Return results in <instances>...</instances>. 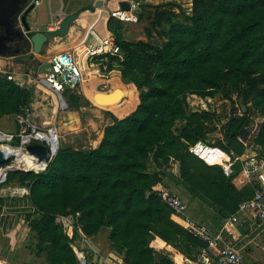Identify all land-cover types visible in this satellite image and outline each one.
<instances>
[{
	"label": "trees",
	"instance_id": "trees-1",
	"mask_svg": "<svg viewBox=\"0 0 264 264\" xmlns=\"http://www.w3.org/2000/svg\"><path fill=\"white\" fill-rule=\"evenodd\" d=\"M190 4L189 11L176 2L167 4L170 10H161L163 6L156 11L152 27L164 39L162 46L125 41L111 26L121 57L107 56V70L122 73L123 83L139 92V103L123 118L110 113L113 124L105 129L99 148L76 150L65 145L48 168L10 172L1 185L30 189L36 211L28 222L31 239L37 241L32 258L44 256L47 264H78L76 238L58 222L64 217L82 227L87 239L107 231L111 250L123 256L124 264H175L151 247L157 239L183 264H195L205 244L178 223L158 191L163 170L172 160L180 165V175H172L176 185L221 218H231L242 201L254 196L256 183L238 190L220 166L207 165L188 147L206 142L240 156L246 150L240 138L253 136L250 143L264 154V0ZM143 10L141 6L136 11L139 21L147 18ZM152 34L148 30L147 36ZM35 92L34 103H42ZM64 94L69 110L93 106L70 89ZM218 94L226 100L236 94L247 107L246 114L231 117L220 130L211 126V113L192 112L187 103L189 95L208 99ZM32 98V90L0 77V116L20 113ZM255 118L261 120L256 125L260 131L253 135L249 130L255 128ZM216 131L224 139L209 143L208 135ZM152 154L155 173L149 171ZM35 165L34 159L31 169Z\"/></svg>",
	"mask_w": 264,
	"mask_h": 264
},
{
	"label": "crops",
	"instance_id": "crops-1",
	"mask_svg": "<svg viewBox=\"0 0 264 264\" xmlns=\"http://www.w3.org/2000/svg\"><path fill=\"white\" fill-rule=\"evenodd\" d=\"M133 1L134 0H41V5L37 7V9H35V11L29 16V24L30 27H32L33 34L38 32L47 33L56 31L54 27L56 23H60V27L64 19L73 15H79V19L71 24L69 33L66 37L49 39L44 45L43 51L40 55H35L33 53L32 44L27 40V32L24 28L20 27V24L18 22L19 20L16 21L17 24H15V26L22 30L27 39L24 37L26 39L25 41L13 43L11 45V53L6 54L4 58H7L9 60L7 70L14 76V83L22 88L33 91V98L30 107L32 108L35 116V123L45 124L42 119L35 113L34 98L36 96L35 91L37 87H32L31 85H29L28 75H33L36 72H41V68L43 67V65L50 63L52 57L58 54L71 52L76 55L79 52L81 57H83L86 49L95 47L97 45V41L91 34L92 32H95L96 35L101 38H105L110 33L114 34V32L111 30L112 26L116 29L118 34L121 35V21L111 18V13L120 10L121 2H127L132 5ZM32 2H30L24 8L27 9ZM100 2L103 3V5L101 4V7H98L94 12L88 10L91 7H96ZM22 12L23 10L19 14L20 16ZM24 50H27L28 53L26 52L27 54L21 55ZM19 57H24L26 61L24 63H16V61L20 59ZM107 59L103 60V62H97V64L91 65L89 69L88 66L86 67L85 62L82 63L83 68H87L86 74L88 75V81L87 83L82 85L80 91L86 93L87 97L88 92H91L94 89L92 88V86L88 87L89 82L99 81V72H109L106 69L109 63V59ZM131 90L134 89L131 88ZM131 90L129 92H131ZM72 92L76 95L80 94L76 91ZM135 92L138 93L137 90ZM87 99L91 101L90 97H88ZM93 104L94 102L92 103V105ZM44 105L45 104H43V106H41L42 108L40 107L39 109L42 111L45 110L46 107ZM94 106L96 107L95 104ZM60 113L61 110L59 108L58 116ZM123 117L124 116H122L121 118ZM3 118H13L15 120V126L17 130L20 131V127L15 119V115L0 116V120ZM66 119L68 120V117ZM67 122L68 121H66L65 126H67ZM112 124L110 123L108 127ZM88 126H91V123H89ZM255 127L258 128L257 131L259 132L260 127ZM252 128L254 130V127ZM253 130H249V132H253ZM104 131L99 136L98 146L94 149L100 147L104 139ZM250 140L251 136L246 139V142H249L248 146H246V150L243 156L259 155L264 157L262 149L256 144L250 143ZM178 168V166H175V171L172 174H164L165 177L163 178L162 184L159 186V188H166L172 194L179 196L183 200V197L181 195L182 193L179 192L181 187H178L176 185L172 177V175L179 176ZM255 183L256 182L243 184L241 178L237 177L234 179V185L238 190H243L251 184H254L255 186ZM35 211L36 210L30 200L29 188L17 184L4 185L0 187V264H25L27 260L32 259V255H30L31 257L26 258L27 252H29L31 248L29 242L32 236V230L30 227V223L28 222V217L34 215ZM234 215H238L239 222L233 227L229 226V230H225V225L230 218H221L207 206L202 207L201 209H197L196 213L190 214V217H187L193 222L205 226L214 235L223 232L226 238L231 239L234 249L243 254L247 264H264V222L259 221L254 217V215L248 212L239 213L238 210ZM96 238L97 237L91 239ZM78 240H80V238ZM100 242L101 240L98 241V245ZM155 245H157V247H155ZM78 246L80 245L78 244ZM151 247L155 250L162 251L165 254H167L165 249L168 251L171 250V254H167V256H169L171 259H174L177 264H183L182 259L177 254H175L173 249L171 247H168L163 241L157 239L152 243ZM92 249L98 252L93 246ZM113 255L114 253L112 252L111 254H109V256L106 255L105 258ZM92 262L93 264H102L99 263L98 259H95L94 257H92ZM121 263H124L123 256H121Z\"/></svg>",
	"mask_w": 264,
	"mask_h": 264
},
{
	"label": "built area",
	"instance_id": "built-area-1",
	"mask_svg": "<svg viewBox=\"0 0 264 264\" xmlns=\"http://www.w3.org/2000/svg\"><path fill=\"white\" fill-rule=\"evenodd\" d=\"M41 3V0H34L31 3V5L34 6L31 13H33L35 9L41 5ZM136 7H138V4L131 5L130 11H114L111 13V18L117 19L122 23H136L138 21L135 10ZM18 20L20 27L24 28L22 16H19ZM59 24L60 23H56L54 25L55 30L60 28ZM31 31L33 33L32 27ZM91 34L97 41V45L86 49L84 60L88 69L91 65L97 64V62H103V60L107 59V56L121 57V50L117 45L116 37L113 33H110L105 38L97 36L95 32H92ZM26 36L30 39L28 34H26ZM79 57V52L76 55L71 52L55 55L50 61L53 72H48L47 74L36 72L33 75H28L29 85L32 87L40 86L51 91L59 101L60 110L69 109L66 98L64 97L65 91L70 89L71 91L79 92L82 85L88 81V75L86 74L87 69H82ZM8 63L9 60L7 58L0 57V77L15 82L14 76L7 70ZM103 73L104 72H99L98 75L102 77ZM211 99L212 98H208L207 100L210 105L212 104ZM190 103L191 102L189 101L188 96L189 106ZM204 110L208 112L207 109ZM34 118L35 116L30 106L24 107L20 113L15 114V119L18 122L20 131L17 135H11L0 131V148L3 146H10L14 149H24L25 152H27V148L29 146L42 145L47 148L50 154V162L47 164L49 166L56 158L61 148L60 130L56 125L48 126L46 124H37L34 122ZM222 124H224V121H222ZM255 128L253 130V135L258 133V128ZM17 139H19V144L15 145ZM240 142L245 146H248L249 141L246 142V139L243 140L240 138ZM0 151L3 152L1 149ZM188 152L209 166H220L223 169L224 174L229 178H241L243 184L256 182L257 186L255 188L254 196L241 202L239 206V213H251L259 221L264 222L263 156H239L234 152L227 153L221 148L210 146L206 142H198L195 145L189 146ZM3 154L4 159L11 158V160L9 164L0 166V169H9L15 159H13L12 156L9 157L5 155L4 152ZM31 157L37 159L36 156L32 155ZM172 164L174 166H179V163L175 160H172L171 165ZM238 167L241 168V172L236 174ZM11 172H13V169ZM7 177V175H3V177L0 175V186L7 182ZM158 191L164 203L174 211L175 219H180V221L182 220L181 223L188 233L205 244V246L199 250L195 264H247L243 254L234 249L231 239L226 238L223 232L217 235L212 234L205 226L193 222L187 217V205L179 196L172 194L166 188H158ZM58 222L65 226L68 231V235L71 238H76V245L78 244L77 241L79 238L83 241V243L84 240H87L82 232V227H77L71 219L58 217ZM238 222V215H234L226 222L225 230H229V226L233 227ZM75 234H77L79 238ZM77 246L74 248V252L76 254L78 264H93L92 257L99 259V263L102 264H123L121 263V256L114 252L113 253L117 256L116 260L118 261L113 258L114 255L108 258H102L98 252L94 251L92 247L88 245L87 247ZM172 260L175 264H177L174 259Z\"/></svg>",
	"mask_w": 264,
	"mask_h": 264
},
{
	"label": "rangeland",
	"instance_id": "rangeland-1",
	"mask_svg": "<svg viewBox=\"0 0 264 264\" xmlns=\"http://www.w3.org/2000/svg\"><path fill=\"white\" fill-rule=\"evenodd\" d=\"M172 2H176L178 5L182 6L183 9L187 11L191 9L190 0H134L132 2V5L138 4V7H136L135 10L137 11L140 9L141 6H144L143 13L147 18L144 19L143 21H139L138 19L136 23H121L122 39L129 42L150 41L155 46H162V44L164 43V39L160 38L157 30L154 31L152 27V23L155 22L154 16L156 11L163 6L165 7L161 8V10H170V7H167V4ZM29 3L30 2L28 0L22 6V8L24 9V7L27 6ZM175 11L178 13L179 8H175ZM16 21L17 20L15 19V24H17ZM148 30L153 33L152 37L147 36ZM20 33L22 34V30H20L19 34ZM26 52L28 53L27 50L26 51L24 50V52L21 53V55L27 54ZM19 58L20 59H18L16 63H24L26 61L24 57H19ZM109 63H110V59H109ZM99 79L100 80L97 82L90 81L88 84V87L92 86V88H94L91 91L92 93L90 91L88 92V97L91 98L92 103L94 102L93 97L97 93L109 94L119 88L125 91L131 90L129 86L123 83L122 73L120 71L113 70L111 72H104L103 76L99 77ZM37 88L38 89H36V91L38 97H40L43 100V102L35 104V113L42 119V121L46 125L48 126H53L55 124L57 125V128L60 130V134H61V147H65V145H69L77 150H90L98 146L99 136L106 129V127H108L110 123L111 124L113 123V120L111 119V115H110V113L112 112L111 109L107 107L103 108V106H100L94 102L96 107L93 104L92 107L83 108L79 111H72L69 109L61 110V113L58 116L60 104L57 97L51 91L43 87H37ZM134 90L136 91V89ZM78 93H80L78 94L79 96L88 98L87 94L84 93L83 91H79ZM138 93L135 94L136 96L125 98L126 101L124 102L125 104L123 105L124 111L122 112V115L124 117L127 116L131 111L136 109L139 103ZM231 97L232 98H230V100L229 99L226 100L223 98L222 94H218L211 99L212 100V104H211L212 106H211L210 104H208L207 101L208 99H202L195 95H189V101L191 102L189 108L191 109L192 112H199V113L206 112L204 109H207L208 113H211V118L213 121L211 126L213 127V129L220 130L222 128V121H224L225 124L228 121V119H230L231 117L240 118V116H242V111L240 106L241 104L239 102L240 100H237L238 98L236 94H232ZM43 104H45L44 106L46 107V109L42 111L39 108L43 106ZM248 107H251V103H248ZM85 111L87 112V114L85 118H83L82 113H84ZM72 113L76 114L79 118L80 127L76 130L66 129L67 126H65L67 121L66 118ZM117 117L121 118L120 116ZM258 122L259 121L257 120V118H255L253 126H256ZM89 123H91V126H88ZM0 131L12 135H17L19 133V131L15 126V120L13 118H7V119L3 118L0 120ZM216 132L217 134L211 133L210 135H208L207 141L209 143L214 144L218 141V139H222V140L224 139L223 136L221 135L218 136V131ZM251 138H253V136H251ZM15 144L17 145V143ZM24 155L29 156L26 153ZM153 157L154 155L152 154L151 157L152 159L149 165V171L151 173H155L158 171L153 161ZM20 158H23V156H21ZM46 163L47 162H43L38 167L44 165L42 168L44 169ZM178 167L180 168V165ZM179 168H178V174L180 175ZM42 169L38 168L37 170L41 171ZM174 171H175V166L173 164L172 165L170 164L163 170V173L172 174L174 173ZM179 192L182 193L181 195L183 197V200L188 206L187 216L190 217V214L196 213L197 209H201L202 207L207 206L198 199L192 197L183 187L180 188ZM181 221L180 219H178V223L182 225ZM108 235L109 234L107 231H103L99 236H97L96 239H87L86 241L84 240V243L80 239L77 241V243L80 245V247H87V245L91 247L93 246L100 253L101 257L105 258L106 255L109 256V254L113 252L108 242ZM99 240H101V242L98 245ZM29 243L31 244L32 250L27 252L26 258L31 257L30 255L32 254V251L35 249L37 241L32 238ZM155 247H157V245H155ZM156 251L164 254L162 251L159 250ZM165 251L167 254H171V250L168 251L165 249ZM113 258L116 260L117 256L114 254ZM32 260H33V264H47V261L44 256L41 258L39 257L36 258L33 256Z\"/></svg>",
	"mask_w": 264,
	"mask_h": 264
},
{
	"label": "water",
	"instance_id": "water-1",
	"mask_svg": "<svg viewBox=\"0 0 264 264\" xmlns=\"http://www.w3.org/2000/svg\"><path fill=\"white\" fill-rule=\"evenodd\" d=\"M28 0H0V57H4L7 54L11 53V45L16 42L25 41L24 34L20 32V29L15 26V19L18 21L19 14L22 12V23L25 31L27 32L30 39H27L33 47V53L35 55H40L43 51L44 45L47 43L49 39L53 38H63L66 37L69 33L71 24L79 19V15H73L64 19L60 25V28L53 32L47 33H32L31 27L29 24V15L33 10L34 6L31 5L28 9H23L22 6ZM29 2H32L29 0ZM101 4L98 3L96 7H91L88 10L94 12L98 7H101ZM120 10L122 11H130L131 5L127 2L120 3ZM28 38V37H27ZM48 72H53L52 64L47 63L43 65L41 68V73L47 74ZM118 94V90L113 93L105 94V93H97L94 96V102L99 105H107L110 102L116 101V96ZM240 106L242 111V116L247 113V107L243 104V98L240 99ZM87 112L85 111L82 115L85 118ZM240 116V117H242ZM250 130H253L250 129ZM234 135H232L233 137ZM27 152L32 156H36L38 161L40 162H50V154L46 147L42 145H32L27 148ZM11 158L4 159L3 152L0 151V166L9 164ZM11 170L5 171L8 176ZM13 172H24L29 173L23 170H13Z\"/></svg>",
	"mask_w": 264,
	"mask_h": 264
},
{
	"label": "bare ground",
	"instance_id": "bare-ground-1",
	"mask_svg": "<svg viewBox=\"0 0 264 264\" xmlns=\"http://www.w3.org/2000/svg\"><path fill=\"white\" fill-rule=\"evenodd\" d=\"M85 53H86V50L84 52L83 57H81V55L79 57V62L81 64L82 69H84L82 63L85 62V60H84ZM116 90H118V94L116 96V98H117L116 101L110 102L107 105H100V106H103V108L107 107V108L111 109V111L113 113H115L117 116L122 117L123 116L122 112L124 111L123 105L125 104L124 102L126 101L125 98L136 96L135 95L136 92L134 90H131V92L125 91V90H122V89H116ZM118 101H120V102H118ZM67 121H68L67 122L68 124H67L66 129L73 130V129H78L79 128V121H78V118H77V116L75 114H70L68 116V120ZM0 149L5 153V155H7L9 157L12 156L13 159H15V161L11 164L9 169L23 170V171L31 173L34 168L38 167L39 165H41L43 163V162L38 161V159L31 157L27 152H25L24 149H14V148H12L10 146H3ZM25 153L28 154L29 156H25L24 155ZM21 156H23V158H20ZM34 159H35L36 165L31 169V167L33 166V160ZM47 164L48 163H46V166H47ZM43 166L44 165H42L39 168L42 169ZM35 170H37V169H35ZM5 171H6V169H5ZM5 171H4V169H0V175H2V177H3V175H6Z\"/></svg>",
	"mask_w": 264,
	"mask_h": 264
}]
</instances>
